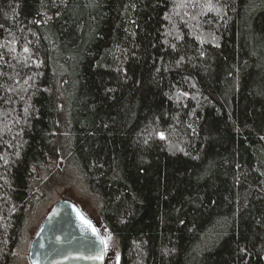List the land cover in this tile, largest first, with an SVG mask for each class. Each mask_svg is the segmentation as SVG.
Wrapping results in <instances>:
<instances>
[{"label":"trees","instance_id":"1","mask_svg":"<svg viewBox=\"0 0 264 264\" xmlns=\"http://www.w3.org/2000/svg\"><path fill=\"white\" fill-rule=\"evenodd\" d=\"M68 173L119 264H264V0H0V264Z\"/></svg>","mask_w":264,"mask_h":264},{"label":"water","instance_id":"2","mask_svg":"<svg viewBox=\"0 0 264 264\" xmlns=\"http://www.w3.org/2000/svg\"><path fill=\"white\" fill-rule=\"evenodd\" d=\"M28 258L30 264H106V248L93 220L61 199L51 207L31 241Z\"/></svg>","mask_w":264,"mask_h":264},{"label":"rangeland","instance_id":"3","mask_svg":"<svg viewBox=\"0 0 264 264\" xmlns=\"http://www.w3.org/2000/svg\"><path fill=\"white\" fill-rule=\"evenodd\" d=\"M72 174L52 177L43 186L46 187L45 198L34 208L28 217L25 233L15 260V264H30L28 253L32 239L40 229L51 207L61 199L76 202L83 213L93 220L104 239L106 248V264H119V249L116 240L105 227L100 217L98 199L91 195L86 186ZM44 196V195H43Z\"/></svg>","mask_w":264,"mask_h":264},{"label":"snow or ice","instance_id":"4","mask_svg":"<svg viewBox=\"0 0 264 264\" xmlns=\"http://www.w3.org/2000/svg\"><path fill=\"white\" fill-rule=\"evenodd\" d=\"M25 51H27V49H25ZM158 135L160 136V138H164V133H158ZM85 223H87L88 225H89V227H92V225H91V223H90V221H86L85 220ZM94 230V229H93ZM95 231V230H94Z\"/></svg>","mask_w":264,"mask_h":264},{"label":"flooded vegetation","instance_id":"5","mask_svg":"<svg viewBox=\"0 0 264 264\" xmlns=\"http://www.w3.org/2000/svg\"><path fill=\"white\" fill-rule=\"evenodd\" d=\"M41 226H42V225H41ZM40 229H41V227H40ZM40 229H39V230H40ZM39 230H38V231H39ZM38 231H37V233H38ZM37 233H36V234H37ZM35 236H36V235H35ZM35 236H34V237H35ZM32 240H33V239H32Z\"/></svg>","mask_w":264,"mask_h":264}]
</instances>
